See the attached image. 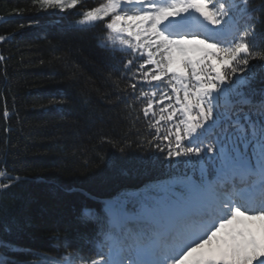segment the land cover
<instances>
[{"label": "snow or ice", "instance_id": "snow-or-ice-1", "mask_svg": "<svg viewBox=\"0 0 264 264\" xmlns=\"http://www.w3.org/2000/svg\"><path fill=\"white\" fill-rule=\"evenodd\" d=\"M33 5L81 7L78 24L104 22V46L127 57L113 81L123 93L117 99L127 98L126 118L134 126L142 114L151 139L141 143L191 169L176 179L179 193L170 186L133 210L120 197L107 202L93 255L66 252L44 257L45 264H264V89L252 87L258 69L264 72L255 16L264 0ZM0 179L12 178L0 170ZM82 218L96 220L88 209ZM0 247L12 245L0 238Z\"/></svg>", "mask_w": 264, "mask_h": 264}, {"label": "trees", "instance_id": "trees-1", "mask_svg": "<svg viewBox=\"0 0 264 264\" xmlns=\"http://www.w3.org/2000/svg\"><path fill=\"white\" fill-rule=\"evenodd\" d=\"M83 11L0 0V170L12 178L0 179L9 185L0 189V238L12 245L0 247L4 264H45L77 250L91 256L103 200L120 197L133 210L191 174L141 143L151 139L143 116L130 123L127 98L118 100L123 93L113 84L127 57L104 46V22L78 24ZM255 16L264 43V11ZM252 87L264 89L259 69ZM83 208L96 220L85 222Z\"/></svg>", "mask_w": 264, "mask_h": 264}, {"label": "rangeland", "instance_id": "rangeland-1", "mask_svg": "<svg viewBox=\"0 0 264 264\" xmlns=\"http://www.w3.org/2000/svg\"><path fill=\"white\" fill-rule=\"evenodd\" d=\"M163 190L165 191V189H163ZM172 191L177 192L175 188H172ZM165 194H166V193L164 192V195H165ZM168 194H170V193H168ZM91 212H92V211H91ZM92 213H93V212H92ZM0 258L4 259V257H3L2 255H0ZM77 264H78V262H77Z\"/></svg>", "mask_w": 264, "mask_h": 264}]
</instances>
